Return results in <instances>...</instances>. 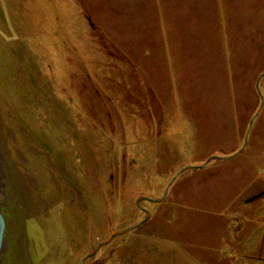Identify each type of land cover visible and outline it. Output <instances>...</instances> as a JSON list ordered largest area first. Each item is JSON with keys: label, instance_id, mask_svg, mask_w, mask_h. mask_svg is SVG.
<instances>
[{"label": "rangeland", "instance_id": "obj_1", "mask_svg": "<svg viewBox=\"0 0 264 264\" xmlns=\"http://www.w3.org/2000/svg\"><path fill=\"white\" fill-rule=\"evenodd\" d=\"M0 213V264H232L217 231L264 221V0H0Z\"/></svg>", "mask_w": 264, "mask_h": 264}, {"label": "crops", "instance_id": "obj_2", "mask_svg": "<svg viewBox=\"0 0 264 264\" xmlns=\"http://www.w3.org/2000/svg\"><path fill=\"white\" fill-rule=\"evenodd\" d=\"M232 221L226 222L217 231L213 243L216 255L212 258L221 261L223 257H227L232 264H236L235 260L238 261L237 264H250L252 260L254 264H264V221L253 220V222L235 217H232ZM224 243L229 245V250H225Z\"/></svg>", "mask_w": 264, "mask_h": 264}, {"label": "water", "instance_id": "obj_3", "mask_svg": "<svg viewBox=\"0 0 264 264\" xmlns=\"http://www.w3.org/2000/svg\"><path fill=\"white\" fill-rule=\"evenodd\" d=\"M3 231H4V220L0 213V250L2 247V243H3Z\"/></svg>", "mask_w": 264, "mask_h": 264}]
</instances>
